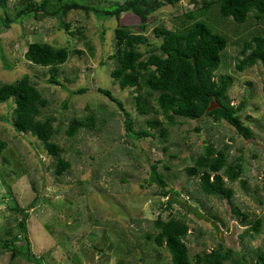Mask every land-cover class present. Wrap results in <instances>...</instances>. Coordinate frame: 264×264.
<instances>
[{
	"label": "rangeland",
	"instance_id": "1",
	"mask_svg": "<svg viewBox=\"0 0 264 264\" xmlns=\"http://www.w3.org/2000/svg\"><path fill=\"white\" fill-rule=\"evenodd\" d=\"M82 1L108 8L125 0ZM194 1L164 4L146 18L142 35L149 47H156L160 40L152 29L173 30L189 24L183 14L206 7L203 15L195 18L227 39L213 79L229 78L227 100L239 107L236 114L251 131L249 139L236 135L224 121L205 117L199 121L172 117L168 123L152 111L153 97H147L144 89L118 88L110 78L117 65L114 58L109 59L115 52L113 30L124 27L139 32L134 15L98 19L91 12L70 11L60 17L68 25L64 30L55 18L19 17L28 4L40 0L0 2V22H8L7 27L0 25V85L26 76L46 101L37 119H53L56 131L51 141L61 149L58 157L67 163L56 175V159L36 139L14 132L4 121L11 117L12 103L0 104V140L5 143L0 155V241L17 237L20 231L13 206L27 211L29 243L25 259L10 260V252L0 249V264H169L168 254L146 239L155 234L156 217L163 221L173 217L187 226L184 244L190 264L212 250L221 255L228 251L222 264H231L236 257L249 263L256 250L264 248V193L260 190L264 175V72L259 65L234 70L242 42L252 35L264 36V20L248 19L236 25L219 17L211 5L214 0ZM32 42L68 52L53 77L60 86L49 82L47 68L23 59L26 45ZM149 47L140 46L138 51L146 57ZM79 88L86 91L71 95ZM96 88L109 91L122 104L134 131L146 130L147 120L159 121L160 126L150 130L154 137L133 140L125 136L121 111ZM137 95L146 102V114L135 110ZM87 116L92 118L91 129L79 128L72 137L65 135L68 123ZM161 129L163 138L159 137ZM205 146L223 151L226 163L240 169L233 182L222 177L223 186L231 191L228 200L203 195L196 177L186 172L203 155ZM152 164L166 189L176 196L161 197L157 186L148 184ZM255 219L260 221L256 234L249 231L248 224Z\"/></svg>",
	"mask_w": 264,
	"mask_h": 264
},
{
	"label": "trees",
	"instance_id": "2",
	"mask_svg": "<svg viewBox=\"0 0 264 264\" xmlns=\"http://www.w3.org/2000/svg\"><path fill=\"white\" fill-rule=\"evenodd\" d=\"M176 1L178 0H125L112 7L97 8L82 0H40L38 4H28L25 12L19 13V17L31 14L39 19L55 18L59 28L67 30L68 25L63 23L60 17L70 11L91 12L98 19L116 18L121 13L134 15L139 20L137 25L139 32L135 33L124 27L113 30L115 52L109 59L114 58L117 65L110 72V78L118 88L120 90L135 88L136 92L144 89L147 97H153L155 107L152 111L160 114L168 123L171 122L172 117L189 121H199L205 117L212 122L224 121L242 139L251 138V131L236 114L239 107H233L228 103L226 91L230 85L229 78L219 76L213 79L221 61V53L227 45V39L224 35L214 32L203 20L195 18L201 17L206 7L197 13L183 14V17L190 21L189 24H181L179 28L173 30L162 26L152 29L153 36L160 40L156 47H149L142 35L146 27V18L164 4H173ZM190 1L195 4L194 0ZM211 5L217 8L220 18L230 19L236 25H241L248 19L255 22L264 20V0H214ZM0 25L7 27L8 22L1 21ZM140 46L149 47L146 57L138 51ZM67 55L68 52L63 48L54 49L45 43L32 42L26 45L22 56L32 65L47 68L49 82L60 86L53 77L56 67L65 62ZM254 65H259L264 72V36L259 34L252 35L247 41L242 42L234 70L241 72ZM85 91V88H79L72 91L71 95L82 94ZM95 91L121 111L125 136L133 140L154 137L150 130L157 129L160 126L159 121L147 120L146 130L134 131L122 104L107 90L96 88ZM9 102L12 103L11 117L5 118L4 121L14 132L26 133L36 139L45 152L56 159L54 173L60 175L67 168V163L58 157L61 149L51 141L56 131L52 127L53 119L50 117L37 119L40 116L39 109L46 103L45 99L28 82L26 76H22L13 83L0 85V104ZM134 103L138 114L148 112L145 108L146 102L140 95L135 97ZM210 103L218 107L206 111ZM92 126L90 116L82 120L74 119L67 124L64 133L67 137H72L77 129H91ZM164 135L165 131L159 130V137L163 138ZM4 148L5 143L0 140V155ZM239 170L238 165L231 166L226 163L223 151L214 152L205 146L203 155H199L186 172L196 177L199 191L203 195L228 200L231 191L223 186L222 177L228 182H233L238 177ZM148 184H155L161 197L176 196L166 189L161 175L155 171V164L150 165ZM5 189L7 190V186ZM260 190L264 193V175L260 178ZM169 201L171 202V199ZM176 202L182 205L177 198ZM10 203L13 204L14 201L10 200ZM32 205L33 203L29 206ZM10 208L19 215L17 226L20 231L17 237L0 241V249L10 252V260L25 259L29 250L25 231L27 211L13 206ZM230 212L234 215L238 214L234 209H230ZM248 224L249 231L256 234L260 221L255 219ZM153 228L155 234L148 235L146 239L151 240L157 248H162L168 254L169 264H190L184 244L187 226L183 221L173 217L163 221L160 217H156ZM247 232L246 230L244 233ZM228 254V251L221 255L212 250L201 258H196L195 264H222L224 259H228ZM231 264H264V248L256 250L253 261L249 263L236 257Z\"/></svg>",
	"mask_w": 264,
	"mask_h": 264
},
{
	"label": "water",
	"instance_id": "3",
	"mask_svg": "<svg viewBox=\"0 0 264 264\" xmlns=\"http://www.w3.org/2000/svg\"><path fill=\"white\" fill-rule=\"evenodd\" d=\"M218 107V105H214L213 103H210L206 109V111H210L211 109Z\"/></svg>",
	"mask_w": 264,
	"mask_h": 264
}]
</instances>
